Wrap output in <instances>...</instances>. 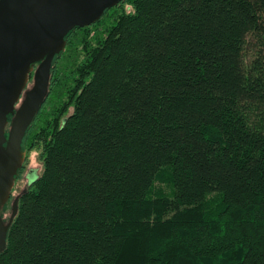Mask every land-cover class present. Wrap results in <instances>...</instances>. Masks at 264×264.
<instances>
[{"label":"trees","instance_id":"trees-1","mask_svg":"<svg viewBox=\"0 0 264 264\" xmlns=\"http://www.w3.org/2000/svg\"><path fill=\"white\" fill-rule=\"evenodd\" d=\"M51 74L0 264H264V0H123Z\"/></svg>","mask_w":264,"mask_h":264},{"label":"water","instance_id":"water-1","mask_svg":"<svg viewBox=\"0 0 264 264\" xmlns=\"http://www.w3.org/2000/svg\"><path fill=\"white\" fill-rule=\"evenodd\" d=\"M120 1L0 0V255L7 247L20 197L7 222L2 210L25 161L27 130L49 95L54 59L65 50L73 29L96 23ZM29 179L37 180L35 172Z\"/></svg>","mask_w":264,"mask_h":264},{"label":"rangeland","instance_id":"rangeland-1","mask_svg":"<svg viewBox=\"0 0 264 264\" xmlns=\"http://www.w3.org/2000/svg\"><path fill=\"white\" fill-rule=\"evenodd\" d=\"M66 41H67V37H66ZM66 47H67V45H66ZM66 47H65V49H66ZM52 67H53V65H52ZM32 82L33 81H32V76H31V80L28 84V87H31ZM49 91H50V89H49ZM8 129H9V127L7 128V132H8ZM23 151L25 152V161H24L23 167L19 170L18 175H20V176L16 177V181L14 184V188L12 190L10 200L6 204V206H4V208L2 210V217H3L4 221H6V222L9 220L10 215L12 213V206H13L15 198L20 197L22 195V193L25 192L28 189V187L30 186L31 182L29 179V174L31 172H35V174L37 175V178H38L43 173V170H44L39 151H37V150L27 151V149L26 150L24 149V144H23ZM157 186L159 188L163 189L165 191V193H167L168 195L171 194V187L169 185L158 183Z\"/></svg>","mask_w":264,"mask_h":264},{"label":"flooded vegetation","instance_id":"flooded-vegetation-1","mask_svg":"<svg viewBox=\"0 0 264 264\" xmlns=\"http://www.w3.org/2000/svg\"><path fill=\"white\" fill-rule=\"evenodd\" d=\"M122 3H123V1H120V2L117 4V6H121ZM105 12H106V11H105ZM104 15H105V13H104ZM104 15H103V16H104ZM103 16H102V17H103ZM102 17H101V18H102ZM18 176H19V175H18Z\"/></svg>","mask_w":264,"mask_h":264}]
</instances>
